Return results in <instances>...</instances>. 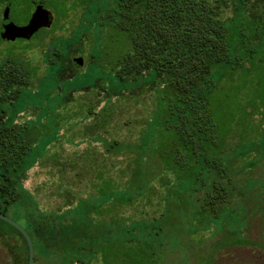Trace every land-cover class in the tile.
Returning <instances> with one entry per match:
<instances>
[{
	"label": "trees",
	"instance_id": "trees-1",
	"mask_svg": "<svg viewBox=\"0 0 264 264\" xmlns=\"http://www.w3.org/2000/svg\"><path fill=\"white\" fill-rule=\"evenodd\" d=\"M15 1L0 0V11ZM67 2L41 0L36 4L51 9L60 21L66 20L79 3ZM82 3L89 5L83 12H87L89 20L82 18L70 38L48 37L56 29V22L49 31L39 27L25 40L37 39V45H41L49 39L44 52L49 67L63 66L70 47L74 43L81 46L83 35L94 44L97 55L96 59L92 55L90 62L97 61L104 78L93 86L95 95L85 114L95 121L90 123V130H95L93 140L104 144L103 152L117 158H113L114 162L124 160L125 168L117 170V174L128 173V178L118 184L112 179L104 180L99 171L101 183L95 187L94 202L79 200L65 191L62 194L66 202L61 205L68 209L64 213L40 211L37 199L23 186L29 170L25 167L26 157L36 137L26 123L9 122L7 117L21 91L30 88L36 69L11 48L0 61V213L8 217L12 212L19 218L32 235L13 221L25 229L32 243L33 238L41 239L47 231H62L75 253H87L91 252L93 240L96 247L108 239L121 240L149 252V264H159L153 255H162L163 249L173 246V214L184 193L190 195L187 205L192 225L204 216V231L212 227L222 231L223 222L234 224L240 214L247 224L249 215L262 210L264 175L260 171L264 165L259 172L251 168L250 159L236 166V158H249L253 150L226 146L212 114L211 96L216 86L214 76L245 64L241 52L244 47L234 39L240 35L233 26L237 18L234 6H244L247 21L256 24L263 22L264 11L260 12L259 7L264 0H113L103 7H90L86 0ZM230 9L234 18L225 19ZM31 17L32 12L19 26L29 25ZM3 41L0 37V45ZM146 86L152 87L154 96L149 116L162 133L157 143L145 139L147 130L144 137L141 130L134 142L108 141L100 135L107 134L106 127L113 122V102L144 92ZM153 201H157L158 214L149 216L145 208L153 207ZM249 202L253 203L252 210ZM133 204L139 209L138 218L108 216L112 210ZM9 232L20 237L23 247L4 241ZM0 238L12 256L10 264H27L24 238L1 220ZM79 241H85L87 248L78 247ZM233 242L248 244L240 237ZM213 255L208 256V264H213ZM70 259L67 264L79 261Z\"/></svg>",
	"mask_w": 264,
	"mask_h": 264
},
{
	"label": "rangeland",
	"instance_id": "rangeland-1",
	"mask_svg": "<svg viewBox=\"0 0 264 264\" xmlns=\"http://www.w3.org/2000/svg\"><path fill=\"white\" fill-rule=\"evenodd\" d=\"M32 1L35 5L41 0ZM72 1L74 0H68V5ZM75 1L81 3V6L77 3L76 10L71 12L66 20L58 21L51 9L43 7L52 19L46 28L47 31L57 22L56 29L48 37L53 40L70 38L72 29L82 18L89 20L87 12L83 15L89 5H84L82 0ZM86 1L91 3L90 7L94 4L103 7L113 0ZM234 9L237 18L233 26L240 33L234 39H238L244 47L241 52L245 55L242 56L245 64L214 76L216 86L211 96V110L219 135L228 148L253 150L252 153L249 152V158H236V166H242L250 159L253 164L251 168L259 172L264 165V158H261L264 155L261 152L264 149V17L263 22L251 24L246 19L248 13L245 12L244 6L238 4ZM3 10L4 8L0 11V25L3 21ZM259 10L264 11V3ZM30 11L31 7L24 6L19 11H13L11 18L16 25H20L29 19ZM232 11L233 9H230L225 14V19L234 18ZM81 39V46L74 43L70 47L64 65L55 67H49L44 56L48 38L41 45H37V39H24L23 42L15 39L0 45V61L12 48L30 68L36 69V77L32 80L30 88L21 91L14 106L8 109L7 117L9 122L26 123L33 129L36 138L26 157L25 167L29 170L23 186L37 199L40 211L47 213H64L68 209L62 208L61 205L66 202L62 194L65 191H69L79 200L94 202L93 196L97 192L95 187L101 183L97 178L99 171L104 180L112 179L118 184H122L129 175L125 173L118 176L117 170L125 168L126 164L122 162L124 160L114 162L117 158H111L103 152L104 144L93 140L95 130H90V123L95 121L89 120L85 112L95 95L93 86L104 76L97 61L90 62L92 55L94 58L97 55L94 44L88 43L85 35ZM71 58L82 59V65L73 67ZM144 90L133 93L130 98L113 102L116 109L113 113L109 111L113 122L106 127L108 133L100 135L108 141L117 139L122 142H134L141 130L143 137L147 130L145 139L151 140L153 144L157 143L162 133L158 131L159 124L149 116L153 111L154 102L152 87L146 86ZM144 121L147 122L146 125L143 124ZM113 162L115 169L112 170ZM260 172L264 175V168ZM156 197L157 195L155 199ZM181 197L180 206L175 207L173 214V246L163 249L162 255H153V260L158 259L159 264H208V256L215 254L212 256L213 264H252L264 256V203L261 212L247 217V224L246 218L243 220L244 215L240 214L234 224L223 222L222 231L218 227L204 231V216L199 217L198 226L192 225L187 205L190 195L184 193ZM73 206L76 207V204ZM252 206L253 203L249 202V210H252ZM156 208L157 201L153 207H146L145 211L149 216L157 215ZM133 210L139 211L136 204L119 207L112 210L108 216L114 215L118 219L140 217V214ZM8 217L27 229L12 212L8 213ZM110 228L107 226V229ZM27 231L29 232L28 229ZM43 236L41 239L33 238V264H67L69 258L79 260L75 264H149L152 256L144 248L135 249L126 242L112 239L99 243L97 247L96 240H93V245L89 246L91 252L75 253L64 232L47 231ZM239 237L248 241V244L233 242ZM4 241L23 247V241L13 232H9ZM2 242L0 238V264H10L12 256ZM78 245L83 249L88 246L85 241H79ZM261 261L262 259L258 264H261Z\"/></svg>",
	"mask_w": 264,
	"mask_h": 264
},
{
	"label": "water",
	"instance_id": "water-1",
	"mask_svg": "<svg viewBox=\"0 0 264 264\" xmlns=\"http://www.w3.org/2000/svg\"><path fill=\"white\" fill-rule=\"evenodd\" d=\"M24 6H28L32 8L31 11L32 17L29 25L19 26L13 22L11 15L13 11H19V9ZM2 20L3 21L0 27V37L4 41L13 42L15 39H29L39 27L47 28V26L51 24L52 19L50 17V13L46 9H44L41 5L39 4L33 5V3L30 0H16L15 2L8 4L4 8L2 13ZM82 63L83 61L80 58H75L73 60V65L75 67H79L80 65H82ZM0 220L13 227L24 238L28 249L27 264H33L34 248H33L32 240L28 235V233L20 224L13 221L9 217L2 215L1 213H0Z\"/></svg>",
	"mask_w": 264,
	"mask_h": 264
},
{
	"label": "flooded vegetation",
	"instance_id": "flooded-vegetation-1",
	"mask_svg": "<svg viewBox=\"0 0 264 264\" xmlns=\"http://www.w3.org/2000/svg\"><path fill=\"white\" fill-rule=\"evenodd\" d=\"M3 42H12V41H3ZM75 58H71V63H72V66L73 67H75L74 65H73V60H74ZM260 257V256H259ZM262 261H261V264H264V256H262ZM261 259H257L256 261H255V263H254V261H253V263L252 264H258V262L261 260Z\"/></svg>",
	"mask_w": 264,
	"mask_h": 264
}]
</instances>
